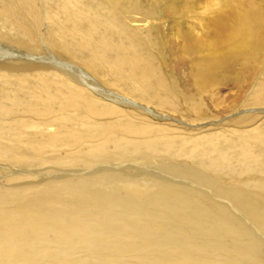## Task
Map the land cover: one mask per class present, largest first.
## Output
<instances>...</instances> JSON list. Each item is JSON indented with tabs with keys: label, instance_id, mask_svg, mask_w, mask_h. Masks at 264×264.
Masks as SVG:
<instances>
[{
	"label": "bare ground",
	"instance_id": "1",
	"mask_svg": "<svg viewBox=\"0 0 264 264\" xmlns=\"http://www.w3.org/2000/svg\"><path fill=\"white\" fill-rule=\"evenodd\" d=\"M161 2L0 0V31L10 32L0 39L77 53L107 84L146 104L175 109L190 98L194 117L201 115L197 94L235 82L246 68L248 77L261 76L251 100H264V0L203 4L210 38L185 30L177 46L200 54L184 76L191 97L164 70L163 45L141 23L145 15L173 12L171 5L157 11ZM73 149L75 156L68 154ZM158 155L169 161H153ZM128 158L166 166L209 189L142 172L128 176L121 173L132 167ZM97 160L111 165L77 179L48 177L7 189L0 182V264H264L263 121L233 134L178 136L57 71L0 64L5 182L19 167L83 168ZM183 160L189 168L174 162Z\"/></svg>",
	"mask_w": 264,
	"mask_h": 264
},
{
	"label": "rangeland",
	"instance_id": "2",
	"mask_svg": "<svg viewBox=\"0 0 264 264\" xmlns=\"http://www.w3.org/2000/svg\"><path fill=\"white\" fill-rule=\"evenodd\" d=\"M206 1L209 0H162L157 6V11L163 10L167 5H171L173 7L172 13L158 11L157 14H148L141 19V23L145 25V31L163 45L161 60L164 70L175 78L176 83L185 85L184 92L189 94L190 97L194 92L193 86L191 79L184 76L192 67V60L198 59L200 54L199 52L185 53L182 50V46L178 48L177 46L179 43L182 44L183 39L185 40L186 37H182V32L185 30L202 35L206 40L210 38L211 16L209 13L203 12V4ZM213 1L217 2L218 6L224 4V0ZM186 9V14L181 16L180 14ZM142 27L139 26V28ZM1 31L2 33H6L3 32L4 30ZM1 31L0 34H2ZM6 34L9 35L10 32L8 31ZM11 41L10 39H0V64L25 68L45 67L57 71L67 76L71 81L81 85L90 94L110 104V106L125 108L128 112L135 110L147 116L153 124L158 123L169 131H174L178 136L208 133L233 134L237 130L247 129L262 121L264 122V100L262 102L257 101L256 103L250 98V93L261 76L248 77L249 68L244 69L235 82L217 83L207 91L197 94L196 99L200 102L201 115H195L194 117V114L190 110L193 103V101H190V98L182 101V104L175 109L169 106L158 107L157 105L156 107L154 103L146 104L123 92V94L120 93L117 87L107 84L105 78L98 76L77 60V53H66L57 48L44 46L31 48L29 42L21 41L22 44L18 45ZM146 42L148 41H144V44ZM164 45H166L165 48ZM185 51H187L186 47ZM105 120H109L108 117ZM178 138L176 137L175 139L178 140ZM57 154H65V151L48 152L46 153V158L49 160ZM68 154L75 156L77 155V150H70ZM110 161L114 162V164L120 162L116 158ZM110 161H92L88 166L83 168L64 166L52 162L37 163L26 168L19 167L17 168L18 171H10L16 172L10 182H5L4 178L7 173H1L0 182L6 184L5 188L7 189L16 188L27 182H34L35 180L38 181L48 177H76L77 179L90 173L100 174L102 171L100 167L110 166ZM153 161L168 162L169 158L158 155L153 158ZM174 162L181 163L185 169L190 167L189 163H186L184 160ZM127 163L132 165V170H124L121 173H125L128 176H132L136 172H142L141 174L145 173L143 178L147 175H156L167 178L165 181L168 180L173 184L172 180H175L184 186H200L198 189L201 187L209 189L208 185L205 182L203 183L202 180L196 181L192 176H185L179 171L174 173L175 170L165 168L166 166L159 168L157 165L155 166L154 162L148 164L136 158H128ZM178 168L180 169L179 166ZM193 169L199 171L194 167Z\"/></svg>",
	"mask_w": 264,
	"mask_h": 264
}]
</instances>
